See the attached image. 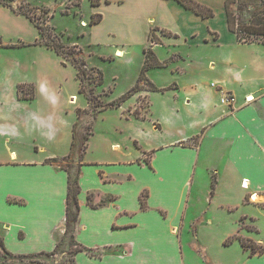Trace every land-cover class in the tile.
Instances as JSON below:
<instances>
[{
	"label": "crops",
	"instance_id": "crops-1",
	"mask_svg": "<svg viewBox=\"0 0 264 264\" xmlns=\"http://www.w3.org/2000/svg\"><path fill=\"white\" fill-rule=\"evenodd\" d=\"M105 1L107 7L119 6L115 17H124L128 33L146 18L156 34L160 31L152 48L165 63L161 68L174 77L159 86L150 74L158 67L147 70L160 89L147 91V97L151 91H171L173 96L175 92L189 119L185 122L179 109H169L167 121L177 133L151 145L135 136L134 151L107 139L100 142L105 152L92 154V130L78 161L80 210L75 231L76 240L88 249L74 254V264H264V252L250 255L237 238L226 243L238 234L264 245L253 230L242 226L245 218L255 220L260 209L251 196L258 200L264 193V42H241L230 29L234 41H224L213 19L218 5L227 23L226 0L206 2L215 9V15L206 18L177 0ZM103 21L102 16L92 27ZM152 27L146 26L142 41L137 38L144 48ZM184 43L197 49V55L182 53ZM211 46L213 52L208 51ZM163 47L168 48L166 56L160 51ZM187 69L196 76L180 80ZM209 73L217 87L205 80ZM220 90L235 95L234 105L220 101ZM76 108L62 106L53 97H0V237L14 254L52 252L65 232L68 172L48 159L70 153ZM150 114L131 113L143 121ZM160 120L152 121L154 132L161 129ZM199 167L204 169L200 174ZM208 171L210 188L202 201L198 185ZM258 229L256 223L254 231ZM238 247L240 253L232 255Z\"/></svg>",
	"mask_w": 264,
	"mask_h": 264
},
{
	"label": "rangeland",
	"instance_id": "rangeland-1",
	"mask_svg": "<svg viewBox=\"0 0 264 264\" xmlns=\"http://www.w3.org/2000/svg\"><path fill=\"white\" fill-rule=\"evenodd\" d=\"M126 1L128 0L124 2ZM208 1L210 0H205L204 3ZM248 4L250 3L243 4L240 10L234 8L237 18L246 24L252 21L258 22L264 13V3L251 1V5ZM112 5L114 6L107 7L105 0H98L96 4H93L92 0H0V97H53L67 108L77 106L76 112L81 106L85 111H82L81 117H78L77 113L75 122L78 123L80 134L88 127L96 133L91 148L92 154L95 155L103 149L100 142H106L107 139L118 141L123 148L134 151L135 145L132 138L135 136H138L139 140L146 145L154 144L159 138L164 140L172 137L177 132L174 126L168 123L166 113L173 107L180 110V119L185 122L189 119L183 107L182 97L177 98L175 92L173 96L171 91H151L147 97V91L153 84L152 81L151 84L146 80L147 75L146 78L139 80L140 88L136 92H139L138 96L132 95L120 105L104 109L99 115L102 106L117 99L136 85L145 58L144 47L137 38L142 41L141 36L146 26L153 27L149 33V42L144 49L153 51L152 46L160 40L158 36L160 31L156 34L153 23L149 21V25L147 24V18L143 24L141 20H138L132 33H128L129 27L124 25V17H115L120 10L119 6ZM216 6L218 13L213 23L219 29L224 41L232 42L234 35L227 27L220 7ZM95 14H102L104 21L93 28L94 23H91V19ZM122 16H125V12ZM93 18L96 20L98 16ZM36 25L41 26L42 33ZM96 31L99 36H96ZM163 32L168 34V31L163 30ZM93 36L99 41H94ZM131 36L134 38L130 39ZM244 36L250 41L264 42L262 34L244 33ZM59 43L65 46L62 54L51 47ZM114 49L122 50L123 54L113 56ZM167 49L165 47L160 49L163 56L169 54ZM180 50L187 55H197V49L185 43ZM208 51L213 52L214 47L211 46ZM179 56L176 55L177 58ZM73 62L77 65L85 64L83 67L86 73L83 82L78 78L77 68ZM187 70L189 72L186 75L180 73V80L189 81L196 76L195 71ZM98 71L102 73L103 82L96 84L93 80L97 79ZM150 74L159 86H166L174 77L169 69L161 67L152 69ZM207 76L205 80L209 85L217 84L213 79V73ZM81 84L84 92H80ZM89 97H93V100ZM134 111L139 116L141 113L147 115L150 112V119L138 120L131 115ZM96 115L98 116L93 123ZM157 117L161 118L159 123L162 126L160 131L154 132L151 125ZM154 123L157 127L158 124ZM197 140L195 139V142ZM149 157L148 155L146 158L149 159ZM211 162L217 164L218 160L212 159ZM201 169L203 167L198 168L199 174ZM209 173L210 171L208 174L206 172L203 174L205 175L202 177L203 182L198 185L200 187L198 195L202 201L210 188V182L207 183ZM260 195L262 199L254 200L252 196L250 198L260 206V209L254 213L255 220L245 218L242 226L247 230L253 227L255 238L261 239L264 243V193ZM256 223L259 228L258 233L254 231ZM66 248L67 254L59 252L49 257L44 255L40 260L48 264H73L71 249L75 246L66 244ZM236 253L237 255L240 253L239 247L235 252H231L232 255ZM0 256L6 257L1 247Z\"/></svg>",
	"mask_w": 264,
	"mask_h": 264
},
{
	"label": "trees",
	"instance_id": "trees-1",
	"mask_svg": "<svg viewBox=\"0 0 264 264\" xmlns=\"http://www.w3.org/2000/svg\"><path fill=\"white\" fill-rule=\"evenodd\" d=\"M93 4L98 3V0H92ZM180 2L185 8L191 9L196 14L201 15L202 17H212L215 15L214 8L208 4L202 3L198 0H177ZM251 1H261L264 3V0H226L225 1V10H226V18L228 27L230 30L236 33L237 39L241 42H248L250 40H247V38L244 36V33L248 34H254V35H264V13L261 16V19L258 22L252 21V23H243L241 22L234 11V8L237 10H240L242 8L243 4L250 3L248 5H251ZM243 3V4H242ZM246 5H244L245 7ZM264 9V8H263ZM98 16V18L95 20L93 17ZM102 19V14H95L92 16L91 23H97ZM40 32L42 33V28L39 25H36ZM252 41V40H251ZM37 44V42H35ZM52 48L56 50L57 53L62 54L63 49L65 48L64 44L59 43L58 45H51ZM82 52V50H80ZM145 52V61L142 66L140 77L133 87H131L126 93L118 97L117 99L113 100L110 103H107L105 106H102L101 110H104L108 107H115L116 105H120L122 102H124L128 97L134 95L139 90V80L146 78V71L150 68L154 67H162L164 66V62H160L157 58L154 51L144 49ZM85 61H83L84 63ZM75 67L77 68V76L80 79L81 82H83L86 70L82 65H77L75 62H73ZM146 80L151 83V81L146 78ZM96 82V84H99L103 82V76L100 71H98V77L96 80H93ZM152 84V83H151ZM150 90H160L155 85L152 84V87ZM80 92H84L83 85L81 84ZM90 100H93V97H89ZM82 111H85L82 108H78V117H81ZM92 134V130L88 129L83 132H78V123L77 121L73 125V139H72V145L70 153L64 157H53L49 158L48 161L59 163L65 170L68 172V193H67V206H66V222H65V232L61 239L57 242L56 247L52 252L46 253V252H38V253H32V254H14L10 251H8L4 247L3 239L0 237V247L4 249L6 253V257H1L0 260H7V261H14V260H29V261H41L40 258L44 255L46 256H53L61 253H68V249L66 248V244L75 246L74 249H71L72 255H73V264H74V254L78 251L88 249L84 245L80 244L76 240L75 231H76V224L78 222V215L80 210V204L78 199V194L80 192V184H79V177H80V164L78 161H80L83 156L84 152L86 151L88 147V139L90 135ZM215 190V180L212 181V190L211 194ZM143 199V197H142ZM248 230H253V227H251ZM240 239L243 247L245 249H250V255L254 254H262L264 252V245L256 243L254 240L235 234L229 239L226 240V243L229 244L230 241L234 239ZM47 263V262H46Z\"/></svg>",
	"mask_w": 264,
	"mask_h": 264
},
{
	"label": "built area",
	"instance_id": "built-area-1",
	"mask_svg": "<svg viewBox=\"0 0 264 264\" xmlns=\"http://www.w3.org/2000/svg\"><path fill=\"white\" fill-rule=\"evenodd\" d=\"M213 86H216L217 87V85H215L214 83H213ZM221 91V98H220V101L223 103V104H225V105H227V106H232V105H234V103H235V101H236V97H235V95L234 94H232V93H230V92H227V91H225V90H220ZM247 100H249L248 98H247Z\"/></svg>",
	"mask_w": 264,
	"mask_h": 264
},
{
	"label": "bare ground",
	"instance_id": "bare-ground-1",
	"mask_svg": "<svg viewBox=\"0 0 264 264\" xmlns=\"http://www.w3.org/2000/svg\"><path fill=\"white\" fill-rule=\"evenodd\" d=\"M122 53H123V52H121V51L118 49V51H117V55H118V56H121V55H122ZM243 183H244V184H243V185H244V187H248V181H247V180H244V182H243Z\"/></svg>",
	"mask_w": 264,
	"mask_h": 264
}]
</instances>
